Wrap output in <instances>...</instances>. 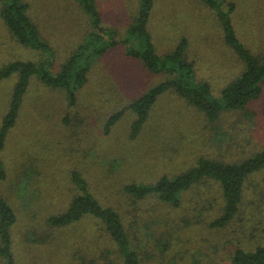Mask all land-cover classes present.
I'll return each instance as SVG.
<instances>
[{
    "label": "rangeland",
    "instance_id": "1",
    "mask_svg": "<svg viewBox=\"0 0 264 264\" xmlns=\"http://www.w3.org/2000/svg\"><path fill=\"white\" fill-rule=\"evenodd\" d=\"M29 1L42 35L56 51L58 70L87 35V19L76 0ZM97 1L105 23L116 26L122 38L137 0ZM226 1L236 4L232 17L240 38L264 54V0ZM150 29L160 53L173 50L182 35L188 37V58L216 92L245 68L225 43L216 12L198 0H155ZM125 50L120 44L95 58L75 105L67 103L62 90L38 79L31 83L17 124L0 150V170L2 166L6 173L0 177V196L17 214L12 233L18 264L120 261L117 246L97 218L60 228L48 224L49 215L66 210L76 192L74 171L81 172L102 202L121 213L141 264H231L228 255L238 241L258 235L264 226V169L247 183L243 213L225 227L210 225L221 216L225 202L214 179L192 186L178 207L156 196L138 199L125 192L127 183L179 174L202 156L239 162L264 148V92L246 108L225 111L213 122L204 111L167 92L136 139L130 135V110L107 133L113 114L164 79L128 58ZM30 57L38 55L19 44L0 17V68ZM15 81L16 75L0 81V127ZM202 198H211L212 208L201 207ZM211 243L219 245L218 252L209 248ZM0 264H8L6 258L0 256Z\"/></svg>",
    "mask_w": 264,
    "mask_h": 264
},
{
    "label": "trees",
    "instance_id": "2",
    "mask_svg": "<svg viewBox=\"0 0 264 264\" xmlns=\"http://www.w3.org/2000/svg\"><path fill=\"white\" fill-rule=\"evenodd\" d=\"M198 1L216 12L225 43L245 65L244 70L219 92H216L210 80L197 75L195 64L187 55L190 44L188 37L182 35L176 47L169 52L160 53L157 50L150 29L155 0H137L133 19L122 38H119L116 26L105 23L97 0H76L87 19L89 31L58 70L54 67L56 51L42 35L39 24L33 18L30 1L0 0V17L12 36L19 44L38 55L36 59L30 57L9 61L0 68V81L16 75L9 107L0 127V150L6 146L11 129L17 124L25 96L35 79L46 86L64 91L67 103L75 105L78 91L89 82L95 58L120 44L125 45L128 58L137 61L149 73L162 75L164 79L138 96L126 109L113 114L105 126L107 133L124 112L130 110L134 115L130 135L136 139L143 131L158 100L167 92L176 93L190 105L204 111L211 122L217 121L225 111L244 109L251 101L258 99L264 92V54L254 52L240 38L232 17L236 4L226 0ZM262 169L264 148L239 162H223L202 156L194 166L179 174L162 175L156 182L127 183L124 189L132 197L140 199L156 196L159 200L178 207L183 194L192 186L203 179H214L220 185L225 202L221 216L210 225L213 228L225 227L243 213L246 191L249 189L247 183L252 175ZM5 174L1 166L0 177H5ZM72 178L76 191L74 196L66 210L49 215L48 224L60 228L89 216L97 218L117 246L120 261L116 264H141L140 255L132 245L121 213L98 198L81 172L74 171ZM202 199L201 207L212 208L211 198ZM17 220L14 208L0 196V256L6 258L8 264H18L12 233ZM238 243L231 255H228L231 264H264V226L260 228L258 235L245 236ZM211 245L216 252L219 251L218 244L211 243L209 248ZM199 252L198 249L196 254L192 253L193 257H197ZM207 263L209 264L203 260L202 263L190 261V264ZM87 264L99 263L92 259Z\"/></svg>",
    "mask_w": 264,
    "mask_h": 264
}]
</instances>
